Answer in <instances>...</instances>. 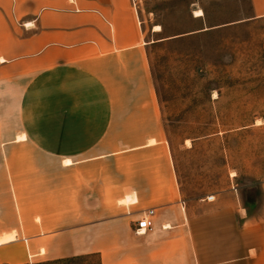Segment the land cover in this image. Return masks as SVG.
<instances>
[{"label":"crops","instance_id":"obj_1","mask_svg":"<svg viewBox=\"0 0 264 264\" xmlns=\"http://www.w3.org/2000/svg\"><path fill=\"white\" fill-rule=\"evenodd\" d=\"M131 1L0 0V264H264V220L234 206L183 210L188 238L173 231L179 185ZM149 210L155 234L137 235Z\"/></svg>","mask_w":264,"mask_h":264},{"label":"rangeland","instance_id":"obj_2","mask_svg":"<svg viewBox=\"0 0 264 264\" xmlns=\"http://www.w3.org/2000/svg\"><path fill=\"white\" fill-rule=\"evenodd\" d=\"M136 5L179 185L180 227L173 231L188 238L183 210L198 216L234 206L264 220V19H253L251 0ZM198 10L204 16L195 19ZM156 26L162 31L154 34ZM72 173L68 168V185ZM50 264L101 262L92 255Z\"/></svg>","mask_w":264,"mask_h":264},{"label":"built area","instance_id":"obj_3","mask_svg":"<svg viewBox=\"0 0 264 264\" xmlns=\"http://www.w3.org/2000/svg\"><path fill=\"white\" fill-rule=\"evenodd\" d=\"M133 6L136 7V0H132ZM214 200V197L211 199ZM210 200V201H211ZM155 228V211L149 210L143 214L141 219L136 223V234L145 235L152 232Z\"/></svg>","mask_w":264,"mask_h":264},{"label":"bare ground","instance_id":"obj_4","mask_svg":"<svg viewBox=\"0 0 264 264\" xmlns=\"http://www.w3.org/2000/svg\"><path fill=\"white\" fill-rule=\"evenodd\" d=\"M195 15H197V16H202L203 15V12L201 11V10H198V11H196L195 12ZM196 16V17H197ZM160 30V27H156L155 28V31H159ZM259 123V122H258ZM13 238V236L11 237V238H8V239H12Z\"/></svg>","mask_w":264,"mask_h":264}]
</instances>
